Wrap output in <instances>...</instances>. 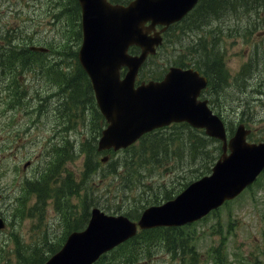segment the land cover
<instances>
[{"label":"rangeland","instance_id":"obj_1","mask_svg":"<svg viewBox=\"0 0 264 264\" xmlns=\"http://www.w3.org/2000/svg\"><path fill=\"white\" fill-rule=\"evenodd\" d=\"M50 1L0 0V46L8 43L26 49L36 43L52 48L48 54L31 56L30 59L44 64L39 70L31 72V66L17 68L14 63L0 68V216L7 220L6 227L0 230V264H37V259L62 240L88 205L105 209L122 205L135 214L153 202L155 195L173 193L195 175L199 176L208 162L192 163L186 159L177 138L168 149L170 157L148 162L142 173L136 174L137 184L128 172L129 154L107 152L109 159L104 163L99 155L95 159L99 170L85 174L87 150L97 143L93 137L99 133L102 119L91 100L89 108L69 109L61 103L63 96L58 88L64 80V71L69 70L65 64L56 65V61L69 58L78 44L77 24L74 16L63 17L72 14L69 1L65 5L63 0ZM216 24L217 40L211 30L205 31L200 39H205L207 46L210 41L219 43L231 75L236 76L225 91L220 89L217 107L228 126L235 129L243 120L252 129L253 137L263 136L264 65L257 67L255 61L264 58V6L253 17L229 15ZM211 26L195 31L199 34ZM170 39L163 50L167 56L171 53L174 60L192 57L187 51L189 43L193 55L204 44L193 42L182 30H174ZM208 147L213 154L215 149ZM115 160L118 168L123 164L120 174L111 173L110 163ZM41 173L45 177L53 174L51 179L57 176L55 187L66 181V188L61 186L65 192L74 186L85 190H78L67 199L62 193L47 200L43 208L30 211L34 197L25 196L20 181ZM126 184L134 185L132 189H124ZM117 193L119 198L115 196ZM142 198L147 201L140 202ZM20 199H24L25 205ZM183 232L190 234L197 258L203 261L200 264H252L255 259L251 256L264 254V175L215 215H208ZM43 242L45 245L39 249L37 245ZM152 250L151 254L137 256L132 264H181L182 252H170L158 243H154ZM185 260L188 262V258ZM259 264H264V255Z\"/></svg>","mask_w":264,"mask_h":264},{"label":"water","instance_id":"obj_2","mask_svg":"<svg viewBox=\"0 0 264 264\" xmlns=\"http://www.w3.org/2000/svg\"><path fill=\"white\" fill-rule=\"evenodd\" d=\"M83 7V45L79 57L89 72L100 109L108 125L99 139L100 150L119 149L145 132L172 121L186 120L220 137L226 144L224 123L213 115L206 101L197 99L207 79L192 69L171 67L161 82L135 86V75L149 53L162 41L160 32L148 34L156 24L183 18L198 0H134L128 6L108 0H80ZM150 21L149 25L146 23ZM142 47L140 55L129 46ZM130 70L120 78V68ZM243 125L229 140L210 175L193 181L175 199L147 208L138 224L143 228L182 225L207 214L225 199L234 197L264 167V142L250 143ZM4 226L0 219V228ZM137 223L124 215L92 210L88 226L74 231L64 246L45 264H91L102 253L133 236Z\"/></svg>","mask_w":264,"mask_h":264},{"label":"trees","instance_id":"obj_3","mask_svg":"<svg viewBox=\"0 0 264 264\" xmlns=\"http://www.w3.org/2000/svg\"><path fill=\"white\" fill-rule=\"evenodd\" d=\"M67 0H64V4ZM72 1V0H68ZM74 2V1H73ZM76 2H74L75 4ZM77 5V3H76ZM264 6V0H200L198 6L181 22V29L184 33H188L192 37L193 42L197 43L198 41H204V44L200 46V49H195L194 51H197L195 57V61L198 62L197 66L202 67L204 73L209 77L210 79V86L213 88V91L217 93V95H220V89L222 88L224 91L227 89L229 83L227 82V72L224 67V60L222 55V50L220 49L219 43L216 44L214 41H210L208 46L206 45L205 39H200L207 31L211 30L215 33V38L217 40V24L218 21L221 19L223 20L226 16L232 15L233 17H240L243 16H250L253 17L262 7ZM79 14V11H78ZM70 16H76V13H66L63 15V17H70ZM215 22V23H214ZM214 23V24H213ZM212 24V26L208 29L202 30L201 33L197 34L195 30H200L204 28L206 25ZM172 27L171 29H173ZM206 31V32H205ZM66 42H64L65 44ZM189 49L187 50L190 56L193 55V46L191 43H189ZM66 54L67 51H64ZM63 52V54H64ZM64 54L65 56H68ZM74 58L77 56L76 49L71 51V54ZM160 55V52L156 54L158 57ZM155 56V57H156ZM69 58L64 59L67 62H70L73 58L68 56ZM154 57V58H155ZM191 58V57H190ZM194 59V57H193ZM29 57L27 53L19 52V50L13 51L9 47L3 48L0 50V68H5L9 66L10 62H15V64L23 63L26 64L29 61ZM182 65V64H181ZM255 65L263 66L264 65V58L260 59L259 61H255ZM30 66V63H29ZM82 73V69L80 70ZM80 72L77 75L70 76L67 73H64V80L59 86V91L61 92V95L63 96L62 102L64 104V108L69 107V109L79 108L81 106H87V108L90 107V100L92 101V95H91V89L90 86L87 85L84 78L85 76L82 75ZM72 91H71V90ZM60 99V100H61ZM94 107L95 104H94ZM181 128L179 131L183 132L181 134L175 135L178 130L177 126L172 131L173 133L168 137V139H163L164 136L158 131L148 133L143 137L141 140V143L138 145H132L128 149L125 150V153L129 152V159L127 160V168L128 172L134 176V184H137L136 182V174L142 173L145 165L148 162H152L154 160H159L161 158H164V153L168 152V149H170L171 144L174 140L177 138H180V141L182 143V154L186 155V159L191 160L192 163H195L197 161H208L204 163V166L207 167V171L210 170V165L215 157L211 156L208 146L211 145V142H213L212 138L206 137L204 131L194 130L191 129L189 125L182 124L179 125ZM99 131V129H98ZM94 140H96L95 136L93 137ZM83 145V144H82ZM84 147L82 146V149ZM218 148H220L218 146ZM85 151V149H84ZM88 159L85 164V174L86 173H95L99 168L95 166L96 164V157H97V151L96 146L93 145V149H88ZM190 156V158H187ZM210 162V163H209ZM117 160L110 163V169L112 174H120V170L123 168L120 166L118 168V165L116 164ZM207 164V166H206ZM138 168H142L141 171H138ZM206 173V171L202 172L201 174ZM53 174H50L48 176H44L42 173L40 176L36 175V177L27 179L24 181L23 189L26 193L25 196H31L36 195V202L32 209L36 208H42V206L47 202L49 198L54 199L55 196L61 195L64 193V196L66 197L67 194L72 195L76 193L78 190H81L82 188L79 186H74L71 188H68L69 192H65L67 183L66 181L60 182L61 184L55 187L53 185V182L57 183V179L53 177L51 179V176ZM98 175V174H97ZM122 179H124V176H121ZM51 179V180H50ZM56 179V180H55ZM51 181V183H50ZM133 184V185H134ZM132 184H126L124 186V189H132ZM61 186H64L62 188ZM72 186V185H71ZM135 188V187H134ZM141 194H143V191H140ZM174 195L173 193L164 192L162 195L157 196L155 195V199H152L154 202H157L159 199H168ZM116 198H119V194L117 193ZM146 198H142L140 202L145 201ZM122 206V205H118ZM132 207V206H130ZM129 208V207H128ZM128 208H125L126 213L129 216H133L130 213V210ZM112 209V208H109ZM119 209V207H118ZM88 215L87 207L85 209L84 217L86 218ZM82 227V226H81ZM163 232H160L158 235L157 229H150L146 231H142L139 233L135 238L127 241L126 243L120 245L110 253L104 255L101 259V261L98 264H132L135 262V259L139 255L143 254H150L151 249L153 248L154 243L163 244L168 249H171L170 251L176 250L180 248L182 251L186 250L187 243L184 242L181 245H177V240H182V237L176 233L174 235L172 231H175V229L171 228H162ZM159 238V239H157ZM157 239V240H155ZM55 245V244H54ZM49 246V243L48 245ZM60 244L52 247V249H49L47 252L56 250ZM142 253V254H141ZM36 255V252L33 253ZM37 256V255H36ZM109 256H111L109 258ZM114 256V257H113ZM184 258V256H183ZM31 264V263H30ZM192 264H198V262H192Z\"/></svg>","mask_w":264,"mask_h":264}]
</instances>
